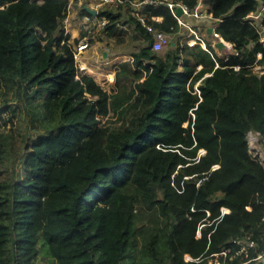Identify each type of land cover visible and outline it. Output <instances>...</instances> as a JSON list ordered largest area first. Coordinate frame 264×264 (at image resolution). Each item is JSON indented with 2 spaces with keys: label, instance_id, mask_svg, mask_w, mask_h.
Returning <instances> with one entry per match:
<instances>
[{
  "label": "trees",
  "instance_id": "obj_1",
  "mask_svg": "<svg viewBox=\"0 0 264 264\" xmlns=\"http://www.w3.org/2000/svg\"><path fill=\"white\" fill-rule=\"evenodd\" d=\"M171 1L202 2L231 50L188 45L166 0L142 5L145 24L105 5L99 39L138 42L107 89L77 69L69 0H0V264H247L263 249L264 158L247 133L264 141L248 17L264 0ZM158 31L169 39L153 50Z\"/></svg>",
  "mask_w": 264,
  "mask_h": 264
},
{
  "label": "built area",
  "instance_id": "obj_2",
  "mask_svg": "<svg viewBox=\"0 0 264 264\" xmlns=\"http://www.w3.org/2000/svg\"><path fill=\"white\" fill-rule=\"evenodd\" d=\"M153 1L154 0H88V4H86L85 6L93 10V13H91L88 10L87 13L80 14V29H82L83 31H86L87 35H83L82 37H80L81 36L80 35L78 37V41L75 43H72V51H73V56H74V60L76 64H77L76 59H79L78 56L91 45V39L98 38L97 34L99 33L101 29H103L106 26V23L108 22V17L101 13L103 6L105 5L116 6L118 4L128 3L131 6V13L135 14L142 24H145V18L143 14L139 13V11L142 8L143 4L150 3ZM155 1H158V0H155ZM166 2L169 8L171 9L172 14L177 19L178 23L186 26L189 32L193 34L192 37L187 38V44L193 45L195 43H200L203 46V48L207 49L205 45V40L200 35V33H198L192 26H190L186 22V20H184V16L193 17L198 20L203 19L208 16L202 9H200L199 3H197V5L193 9H189L186 5L179 4V3H173L171 0H166ZM178 6L181 8L180 15L176 14L175 12ZM258 11H260V13H254L256 11L250 12L248 17L253 18V19L258 18L256 20H258V24H260L259 40L264 44V24L260 21V17L262 13L264 12V5ZM151 18L157 19L159 17L152 16ZM64 27L66 28V31H67L66 23ZM146 27L148 30H152V27L150 25H146ZM211 33L214 37H219V34L214 30L213 27H211ZM94 34L97 36V38L94 37ZM168 39L169 37L165 32H161V31L155 32L153 41L151 44V48L153 50L162 49L165 45H167ZM223 42L225 43V45L228 44V42L224 40ZM212 45H215V42H212ZM130 58H127V59H130ZM77 69L78 71L87 70L86 66L80 62H79V65L77 64ZM77 76L78 74H76V77ZM113 80H114V77H113ZM195 89L197 90L196 85H195ZM227 211H228V208L222 206L220 208V215H222L223 213ZM262 238H263V243H264V234ZM252 245H253V242L248 243V246H252ZM220 253L222 255H226V251H222ZM185 257L187 259L190 258L188 255H186ZM243 263L244 262H241L239 264H243ZM246 263L247 264H264V246H263V249L256 256H253L250 259H248ZM214 264H219V263L214 262ZM220 264H224V263H220Z\"/></svg>",
  "mask_w": 264,
  "mask_h": 264
},
{
  "label": "rangeland",
  "instance_id": "obj_3",
  "mask_svg": "<svg viewBox=\"0 0 264 264\" xmlns=\"http://www.w3.org/2000/svg\"><path fill=\"white\" fill-rule=\"evenodd\" d=\"M75 2H79L78 5L75 7L74 3ZM88 4V0H71V2L69 3V7L68 10L69 12L75 11V9L77 10L76 12H78L79 10H81V5H85ZM202 9L205 8V5L201 6ZM125 10L123 9V18L126 17V14L124 12ZM79 13V12H78ZM254 13H260V11H256ZM122 18V19H123ZM186 18V17H185ZM208 21H203L200 23H197L196 27H194V29L200 33V35L203 37V39L209 40L210 42H214L217 40V38L215 39L213 36L208 35L205 31L206 26H208L209 24L212 25V19L210 17H207ZM258 19V18H256ZM118 27H120L119 29L123 28V29H128L127 25L124 24H118ZM66 29V28H65ZM77 30H78V35H82L83 34V30L80 29V16H79V25H77ZM69 32V31H67ZM100 34H103L100 32ZM183 36H186V34H188L186 31H183ZM94 37L97 38V36L94 34ZM100 37V35H98V38ZM97 38V39H98ZM228 42V41H227ZM93 51H95L94 53L91 52L90 55L91 57L87 58L90 52H82L78 58L76 59L77 64L79 65L80 63L86 64V62L88 61L89 63V70H92V72L95 74L94 78L97 82H99L104 88L110 89L111 86L113 85L112 81H113V77H114V67L113 65H110L109 63H112L113 61H108L107 63H105L106 61L104 59H106V56H103L102 50H107L109 53L114 52V53H118L119 57H121L122 59H127L130 58V53L135 51L138 47V42L133 40L131 38L130 35H125V34H117L114 36H108L107 34H104V36H102V39H98V40H93ZM230 43L228 42V44H226L225 46V51H229L231 50L230 47ZM87 54V55H86ZM79 60V62H78ZM95 64L96 67L93 65ZM87 65V64H86ZM113 70V71H112ZM256 71H260V69L255 68ZM110 71V72H108ZM112 83V85H111ZM103 120H105V118H103ZM247 140H248V145L250 148V151L257 157L259 158H264V141L261 139L260 135L257 132H253V131H249L247 133Z\"/></svg>",
  "mask_w": 264,
  "mask_h": 264
},
{
  "label": "crops",
  "instance_id": "obj_4",
  "mask_svg": "<svg viewBox=\"0 0 264 264\" xmlns=\"http://www.w3.org/2000/svg\"><path fill=\"white\" fill-rule=\"evenodd\" d=\"M78 3L79 2H75L74 3L75 7L78 5ZM200 6H203L202 2L200 3ZM76 11H77L76 9H75V11H72V12H69V10H68L67 16L65 18L67 31H69V34H70V40H73L74 38H78L79 37L78 30H77V25H79V16H80L81 12H80V10L78 11L79 13L76 12ZM200 21H202V20L200 19ZM98 39H95V40H98ZM92 44H93V42H91V45L84 51V52H87V51L90 50V52L87 53V54H89L87 58L91 57V55H90L91 52H93V53L95 52V51H93ZM102 53H103V56H106V59H104L106 61L105 63H107L108 61H113L112 63H109L110 65H113V67H114L115 63L119 62L120 60H124L121 57H119L118 53H114V52L113 53H111V52L109 53L107 50H102ZM88 63L89 62L87 61L86 62L87 65L83 64V63L82 64L86 66V68H87L86 71L88 73H90L91 75L95 76V74L92 72V70H89V64H92V63H89V64ZM93 65L96 67L95 64H93ZM108 72H110V71H108ZM111 85H112V83H111Z\"/></svg>",
  "mask_w": 264,
  "mask_h": 264
},
{
  "label": "clouds",
  "instance_id": "obj_5",
  "mask_svg": "<svg viewBox=\"0 0 264 264\" xmlns=\"http://www.w3.org/2000/svg\"><path fill=\"white\" fill-rule=\"evenodd\" d=\"M70 2H71V0H69V3H70ZM198 3H199V7H200V9H202L201 6H200V3H201V2L199 1ZM263 5H264V4H263ZM84 6H85V5H84ZM202 10L208 15L207 17H210V18H211L210 14L206 12L205 8L202 9ZM66 16H67V15H66ZM207 17H205L204 19H201L202 22H203V21H208ZM65 18H66V17H65ZM200 22H201V21H200ZM64 26H65V21H64ZM211 27H213V26L209 25V26L206 27V28L208 29V32L212 35V33H211ZM65 31H66V29H65ZM66 32H67V31H66ZM68 33H69V32H68ZM198 33H199V32H198ZM212 36H213V35H212ZM213 37H214V36H213ZM214 38L216 39V37H214ZM218 38H219V37H218ZM69 39H70V38H69ZM77 39H78V38H77ZM220 39L222 40L221 37H220L218 40H220ZM218 40L214 41V42H215V45H216V42H217ZM223 40H224V39H223ZM223 40H222V41H223ZM224 41H225V40H224ZM226 42H227V41H226ZM211 43H212V42H211ZM223 43H224V42H223ZM221 46H224V47H225L226 45H225V43H224V45H221ZM130 56H131V55H130ZM131 57H132V56H131ZM84 72H87V71H84ZM87 73H88V72H87ZM89 74H90V73H89ZM92 76H93V75H92ZM93 77H94V76H93ZM112 83H113V82H112Z\"/></svg>",
  "mask_w": 264,
  "mask_h": 264
},
{
  "label": "water",
  "instance_id": "obj_6",
  "mask_svg": "<svg viewBox=\"0 0 264 264\" xmlns=\"http://www.w3.org/2000/svg\"><path fill=\"white\" fill-rule=\"evenodd\" d=\"M87 10H89L91 13H93V10H91V9H89V8H87ZM176 14H178V15H180L181 14V8L178 6L177 8H176ZM221 45H224V43H223V41L220 39V40H218L217 42H216V46H221ZM105 53V52H104Z\"/></svg>",
  "mask_w": 264,
  "mask_h": 264
},
{
  "label": "bare ground",
  "instance_id": "obj_7",
  "mask_svg": "<svg viewBox=\"0 0 264 264\" xmlns=\"http://www.w3.org/2000/svg\"><path fill=\"white\" fill-rule=\"evenodd\" d=\"M82 6V5H81Z\"/></svg>",
  "mask_w": 264,
  "mask_h": 264
}]
</instances>
